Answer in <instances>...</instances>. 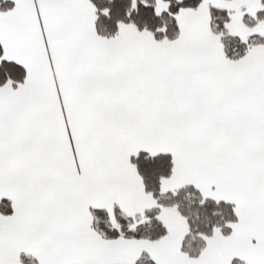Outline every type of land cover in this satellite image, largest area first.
Masks as SVG:
<instances>
[{"label": "snow or ice", "instance_id": "6c2138e0", "mask_svg": "<svg viewBox=\"0 0 264 264\" xmlns=\"http://www.w3.org/2000/svg\"><path fill=\"white\" fill-rule=\"evenodd\" d=\"M189 188L227 215L194 228ZM29 261L264 264V0H0V264Z\"/></svg>", "mask_w": 264, "mask_h": 264}, {"label": "trees", "instance_id": "16d2710c", "mask_svg": "<svg viewBox=\"0 0 264 264\" xmlns=\"http://www.w3.org/2000/svg\"><path fill=\"white\" fill-rule=\"evenodd\" d=\"M106 3V0H105ZM218 15H224L223 13H218ZM101 27H103V24H101ZM231 46L235 48V43L231 42ZM238 50V49H236ZM198 193H196L194 190H192L191 188L186 189L184 191L181 192L179 199L182 201V205L184 207V210L186 212H191V219L193 221L194 224V228L196 226H199V228H203L204 227V223H205V218L206 215L211 217V211L212 210H218L219 212L224 213L225 215H227V210L230 209V206H224L223 204L221 206H216L213 204H209L207 206L208 211L205 212L203 210L201 211H197L198 210ZM10 211V209H9ZM102 215V214H101ZM197 215L199 216V218H197ZM103 216L100 217L101 223H103ZM211 219L213 220H218L220 219L219 216H215V217H211ZM152 231L151 228H146V232H150ZM199 245V241L198 240H194L190 237L186 238L185 240V247L189 250L195 251L198 248ZM29 264H31V262L29 261ZM143 264H149L148 261H143Z\"/></svg>", "mask_w": 264, "mask_h": 264}]
</instances>
